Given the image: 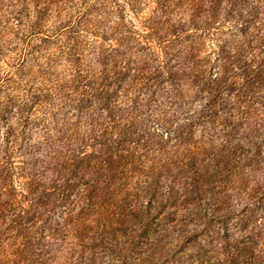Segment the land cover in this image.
<instances>
[{
    "label": "clouds",
    "instance_id": "1",
    "mask_svg": "<svg viewBox=\"0 0 264 264\" xmlns=\"http://www.w3.org/2000/svg\"><path fill=\"white\" fill-rule=\"evenodd\" d=\"M83 8L73 0L72 11ZM220 8L237 42L264 48V0H221ZM110 23L119 24L115 14ZM177 39L174 47L165 39L133 78L81 62L86 75L69 80L63 57L59 67L45 63L50 52L26 57L28 44L0 60V146L7 141L20 162L39 157L42 187L61 185L50 223L0 229V264H209L205 252L221 243L220 264H264V80L252 79L255 63L243 64L260 57L237 60L231 48L209 74L193 69ZM193 156L205 158L193 167ZM254 208L259 218L244 227Z\"/></svg>",
    "mask_w": 264,
    "mask_h": 264
},
{
    "label": "rangeland",
    "instance_id": "2",
    "mask_svg": "<svg viewBox=\"0 0 264 264\" xmlns=\"http://www.w3.org/2000/svg\"><path fill=\"white\" fill-rule=\"evenodd\" d=\"M40 2L41 0H0V60L8 53L15 52L18 47L28 44L30 47L24 52L26 57L33 53L43 55L44 52H50L45 63L52 61L56 67H59V58L63 57L64 63L68 65L63 71L69 80L86 75L79 67L81 62L85 68L92 64L98 65L101 73L114 69L113 75L125 72L128 77L133 78L136 75L135 69H145L149 60L162 51L160 45L165 39H168L166 46L174 47L180 42L177 39L179 35L186 44L185 58L192 62L194 70H206L211 74L212 65L217 63V58L223 59L229 49L236 48L237 51L229 55H235L237 60L255 51L260 59L253 57L251 61L244 60L243 64L250 67L255 63L252 79L264 80V55H261L264 48L251 41L235 40L234 34L225 27L229 13L225 12L221 18V0H207L208 7L204 6L205 0H173L170 7L162 6L168 0H135L139 7H129L126 12L124 9L109 7L114 0H93L87 8H83L86 0H79L82 11H72L73 0H49V5H68L67 11L50 6L38 7ZM62 12L67 19L61 20ZM113 14L118 18V25L110 23ZM205 14L207 19L198 23ZM185 15L187 26L183 21ZM74 16L78 18L73 20ZM128 16L131 19H127ZM70 23L73 26L68 28ZM62 29L65 31L62 32ZM5 36L10 37L7 52L4 51ZM65 48L70 56L64 52ZM181 51L184 50L177 48L174 55ZM20 63L23 64L24 61ZM198 75L199 71H194L193 79H197ZM22 148V144H17L16 153L23 155ZM36 150L39 151V148ZM204 152L207 153V149ZM0 153L7 154L6 158L0 155V229L5 232L16 230L19 233L32 228L38 230L41 225L50 223L49 218L55 214L53 209L59 203L57 188L61 185L49 182L41 186L43 181L37 179L38 175H43L38 167L42 166L39 157L20 162L8 151L7 141L0 146ZM204 158L205 156H193L188 163L194 167L198 160L202 163ZM213 164L222 166L218 157H213ZM46 170L45 168L44 171ZM260 211V208L250 210L243 218L244 227L248 223H254L259 218L257 213ZM220 239H224L223 234ZM224 248L225 244L221 243L219 250L212 245L205 252L209 264H220L213 257L222 255Z\"/></svg>",
    "mask_w": 264,
    "mask_h": 264
}]
</instances>
